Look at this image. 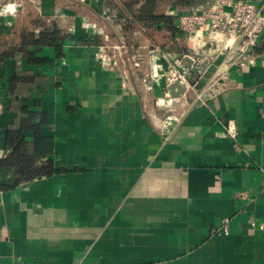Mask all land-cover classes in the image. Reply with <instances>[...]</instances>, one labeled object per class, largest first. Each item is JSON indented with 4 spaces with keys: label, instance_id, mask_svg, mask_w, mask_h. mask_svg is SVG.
I'll return each mask as SVG.
<instances>
[{
    "label": "crops",
    "instance_id": "crops-1",
    "mask_svg": "<svg viewBox=\"0 0 264 264\" xmlns=\"http://www.w3.org/2000/svg\"><path fill=\"white\" fill-rule=\"evenodd\" d=\"M250 1L264 14V0ZM40 25L67 38L31 65L20 35ZM135 38L131 52L105 0H0V55L14 52L0 61V160L25 106L45 113L42 162L57 168L0 189V264H264V36L244 67L220 78V59L207 81L171 88L165 108L163 73L195 41ZM22 72L43 81L13 95Z\"/></svg>",
    "mask_w": 264,
    "mask_h": 264
},
{
    "label": "trees",
    "instance_id": "trees-1",
    "mask_svg": "<svg viewBox=\"0 0 264 264\" xmlns=\"http://www.w3.org/2000/svg\"><path fill=\"white\" fill-rule=\"evenodd\" d=\"M201 0H105V5L114 16V19L124 33L125 46L132 52L138 43L135 34L139 29L144 30L161 48H164L167 40L182 36L177 28L178 16L161 12L162 6H170L190 13L192 8ZM38 33L23 31L20 35L19 52L24 55L31 65L47 63L48 57L39 55L43 47L55 48L61 55L62 44L66 40L60 28L56 25L46 27ZM30 48H32L30 50ZM14 55V52H6L0 55V61ZM22 72L11 80V94L23 91L26 87L41 83L43 79L37 76L25 75ZM20 87V88H19ZM26 88V89H27ZM37 105H39L37 103ZM38 121V123H37ZM47 123L45 113L30 111L27 107L19 108V121L17 126L8 129L6 142L8 155L0 160V168L5 167L8 171L9 181L7 184L0 183L1 190H9L32 181L37 178L55 174L57 168L52 159L47 158L52 152L50 137L41 135L42 125ZM33 133V140L29 134Z\"/></svg>",
    "mask_w": 264,
    "mask_h": 264
},
{
    "label": "built area",
    "instance_id": "built-area-1",
    "mask_svg": "<svg viewBox=\"0 0 264 264\" xmlns=\"http://www.w3.org/2000/svg\"><path fill=\"white\" fill-rule=\"evenodd\" d=\"M8 9L7 6V12L15 11ZM177 28L195 41V47L175 56L164 71V97L157 101L160 108L173 104L170 89L176 84L189 88L193 75L199 76L197 83L207 81L209 71L220 59L224 64L218 74L220 78L232 65L244 67L247 55L264 36V14L250 0H214L208 8L179 15ZM151 57L155 59L156 56ZM135 64L139 66L137 60ZM212 84L209 81L205 87ZM228 132L236 137V132ZM258 228L264 232V223Z\"/></svg>",
    "mask_w": 264,
    "mask_h": 264
},
{
    "label": "water",
    "instance_id": "water-1",
    "mask_svg": "<svg viewBox=\"0 0 264 264\" xmlns=\"http://www.w3.org/2000/svg\"><path fill=\"white\" fill-rule=\"evenodd\" d=\"M190 79H191L192 83L195 84L198 81L199 76L198 75H193Z\"/></svg>",
    "mask_w": 264,
    "mask_h": 264
},
{
    "label": "clouds",
    "instance_id": "clouds-1",
    "mask_svg": "<svg viewBox=\"0 0 264 264\" xmlns=\"http://www.w3.org/2000/svg\"><path fill=\"white\" fill-rule=\"evenodd\" d=\"M14 10V6H10V8L8 9V11H13Z\"/></svg>",
    "mask_w": 264,
    "mask_h": 264
}]
</instances>
